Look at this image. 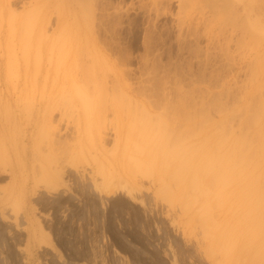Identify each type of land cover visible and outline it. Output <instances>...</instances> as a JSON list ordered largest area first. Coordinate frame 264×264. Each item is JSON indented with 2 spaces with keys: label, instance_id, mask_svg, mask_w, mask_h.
Listing matches in <instances>:
<instances>
[{
  "label": "rangeland",
  "instance_id": "obj_1",
  "mask_svg": "<svg viewBox=\"0 0 264 264\" xmlns=\"http://www.w3.org/2000/svg\"><path fill=\"white\" fill-rule=\"evenodd\" d=\"M243 1L251 4L250 12L246 10L245 13L242 0H0L5 10L4 23L0 22V264H246L245 256L238 249L228 246L229 251L235 250L229 254H236L226 257L218 252L221 244L213 241L215 238L205 219V216L210 218L212 229L219 234L220 240H237L239 237L233 234L231 225L245 219L241 199L236 196L239 187L231 184L222 190L223 183L206 182L208 212L202 215L197 211L204 203L202 196H197L198 205L194 209H186L175 182L167 176L159 180L157 164L149 166L148 159L140 155L123 161L117 154H111L114 148L111 123L115 121V113L107 101L116 95V107L122 117L131 112L137 126L143 123L141 126L147 129H158L162 125L161 132L165 133L164 129L167 132L183 129V121L179 118L177 121L174 115L177 108L173 111V105H165L182 93L181 98L186 97L187 103L184 110L191 107L189 109L196 116L202 109L206 117L210 116L209 121H202L204 134L226 127L229 121L223 117L238 115L236 110L245 108L239 98L245 96V90L251 88L248 104L254 100L257 103L256 99L264 93V69L255 64L260 59L251 60L256 54L251 49L256 45L264 47V0ZM33 3L38 6L37 11L18 24L25 25L28 33L35 35L32 39V34L26 35L29 41L23 40L18 28L14 37L9 27L11 14L8 9L19 16ZM188 13L192 17L191 24L186 21ZM245 19L251 23L250 29L257 37L255 39L250 31L251 39V35H247L249 32L242 31L247 35L243 36L242 47L246 66L242 73L232 76L230 60L226 59L228 37L233 33L241 37L243 29L236 27L241 28ZM87 23L100 44H107L105 49L111 56L127 59V79L132 85L130 101L120 93L113 95V92L99 90L102 101L86 111L82 103L74 104L79 100L78 90L63 93L53 90L51 80L45 81V70L49 68L54 73L53 69L65 52L61 51L63 39L58 35L55 49L48 54L44 50L49 43L48 36L66 24L78 27V34L84 40ZM41 26L47 28V33L39 32ZM207 31L214 34L210 37L214 38L212 43ZM26 41L27 50H24ZM223 48H226V56ZM263 49L258 56L264 53ZM230 50L239 57L235 43ZM78 51L76 55H82L81 62L89 59L84 50ZM228 79L232 83L224 86ZM110 80L109 87L112 86ZM249 81L251 83L245 88ZM46 83L48 86L44 85ZM176 83L181 88L179 91ZM33 84L37 85L34 91ZM82 87L81 91L85 92L86 88ZM24 90L37 96L23 100L19 94ZM228 91L229 99L226 97ZM254 94L259 98L253 100ZM65 97L71 99H68L70 104ZM48 101L53 107L61 103L68 108L64 117L55 111L52 123L60 124L63 130L67 122L71 126L68 133L56 136L51 152L46 145L52 131L48 120L51 114L44 112L43 106ZM219 104L227 110L221 106L220 109ZM147 109L153 114H148ZM80 112L93 113L90 119L94 120V129L106 117L104 121L110 122V128L112 126L108 127L111 136L106 150H102L105 155L94 156L91 132L86 131L82 156L78 161L68 162L65 144L77 141L74 122ZM197 120H194V130L200 126ZM159 121L162 123L158 126ZM174 122L180 125L174 126ZM235 125L237 130L238 124ZM32 131L35 132L33 136L30 135ZM185 132L191 135V131ZM24 145L29 151L33 146L44 151L40 160L35 156L30 158L28 169L23 164ZM131 150L135 151L133 146ZM94 157H101L106 166L98 170ZM137 159H141L140 164L136 163ZM220 171L229 174L225 169ZM233 189L234 195L230 194ZM231 206L237 207L236 213L232 214ZM259 207L256 204L253 208L264 212V208ZM226 224V235H223L221 231Z\"/></svg>",
  "mask_w": 264,
  "mask_h": 264
},
{
  "label": "bare ground",
  "instance_id": "obj_2",
  "mask_svg": "<svg viewBox=\"0 0 264 264\" xmlns=\"http://www.w3.org/2000/svg\"><path fill=\"white\" fill-rule=\"evenodd\" d=\"M242 2L244 5L245 13L246 10L250 12L252 10V7L250 6L251 4L243 0ZM223 5L224 4H222V6ZM3 6L4 4L0 3L1 23H4L3 17L5 10ZM27 8L29 9L25 10V12L22 15L19 14V16L16 15L15 11L13 10L10 11L9 10L10 8L8 9V11L11 14L9 16L10 17L9 27H11V31H13L14 37L18 33V28H19V34H21L23 40L27 39V36L29 37V34L30 35L32 34V37L30 36L31 39L35 35L34 32L28 33V29L25 25H19L20 23H24V21L27 18L31 17V15H33L34 12L37 11L38 6L33 3V5H30V7L27 6ZM190 15L191 14L189 13L187 14L186 21L187 22L190 21L191 24L192 17ZM237 18L236 20L238 21ZM244 21L243 24L240 23L242 24L241 28L240 26L236 27L239 29H243L240 32L242 34V35L240 34L241 37L234 35V33L229 37L228 35L225 36L226 39L228 37L229 40L226 47L227 50L226 48H223V52H225V50L228 52V53L225 52V56L226 53L228 54L227 56H229V57L226 56V59L230 60V70L232 76H235L237 74L239 75V73H242V71L245 69L244 67L246 66L245 65V62L247 60L246 55L242 53L243 52L242 47L244 44L243 41L245 38L243 36L245 34L242 31H245L246 33L249 32L247 35L249 34L251 35L252 30L250 29L251 23L249 22L250 23L249 25L246 19ZM190 24L189 27L191 26ZM86 26L87 27L85 28V33H87V35H85L84 40H82V38L78 34L79 32L78 27L75 28L73 26H69L66 24H63L61 29L59 30L57 29L55 32L56 34L53 33L54 36L47 35L48 36L47 42L49 43L44 50L48 51V54L53 49H55V44L58 43L57 42L58 35L63 39L61 42V51H65V52L63 59L61 61L59 60L60 63L58 64V66H56L55 68L53 67L54 68L53 70H55L54 73H52L49 70L48 66H46V68L48 69L45 70L46 72L45 81L48 83L51 80L54 87V89L53 88L52 89L62 91L63 93H65L68 90L70 91L72 89L78 90L79 100H77L74 104H77L78 106L80 103H82V107H85L86 111H89L91 107H93L98 102L102 101L100 99L102 93L99 90L113 92V95L115 94V92H117L118 94L120 93L119 94L120 96L130 101L132 85L127 79L128 76L127 74L129 69L127 65L128 62H126L127 59L125 58L122 59L120 55L119 56L121 58L119 57L114 58L113 56H111V54L105 49L106 47L105 45L107 44L103 45L102 43L103 45L102 46L100 44L101 42H99L100 40H98V38L94 35L93 28H91L90 25H88V23ZM38 30L40 33L42 32L43 34L44 32L47 33V28L45 26L39 27ZM212 34H213L212 31H207L206 34L208 36V39L211 40L210 41L211 43L214 39V38L213 39L210 38V37H214V34L213 35ZM253 35L254 38L256 39L257 36L255 34ZM235 36L236 38H234ZM251 39H252V35H251ZM27 41L29 40L27 39ZM27 41L25 42L26 48H24V50H27V45H26V43L28 44ZM214 41L216 42V40ZM103 42L105 43L106 41ZM232 43L233 44L235 43L237 52L239 53L238 58L234 54L235 51L230 50ZM223 45H224L223 47L226 46L225 43ZM219 48L221 49V47ZM263 48H264L263 46H258V45L253 47L251 50L256 54L251 58V60L260 59L255 64L261 65V67L264 69V53L258 56L259 51ZM78 50H84L87 56H89L88 57L89 59L83 60L81 62L79 59L82 58L81 57L82 55L79 56H77L78 54L76 55V53H79ZM223 52L221 54H223ZM247 57L248 58L251 57V53ZM42 58L44 60V57ZM50 61H52L51 58ZM252 66L251 69L253 68ZM247 68L250 67H248L247 65ZM107 78L111 79V80L109 79L110 82H112L110 83L112 84L111 87L107 85V82L109 84V80H107ZM231 81L232 80L230 79L226 80L224 82V86L230 85V83H232ZM26 82L27 81H25V83ZM191 82L194 84V81ZM47 83L44 85L48 86ZM178 83H176V85ZM250 83L251 81L247 82L246 83L247 85L245 84V88ZM178 85L176 86V88L179 91V89L181 88H178L179 87ZM32 86H33L32 91L36 90L37 85L33 84ZM82 86L86 88L85 92L81 91V88H83ZM145 86L143 88H145ZM25 87H28V85L26 84ZM109 88L112 91L109 90ZM245 88H241V89H245ZM250 89L251 88L245 90V96H241V97L238 96L239 98H241L240 101H242V103L245 104V108L243 106V108H240L238 110L235 109L237 112L239 111L238 115L232 113L233 115L230 116L227 115L226 117H223L225 121H229L228 125H226V127L223 126V129H221L220 131H215L208 134L207 133L204 134L205 130L204 128H202L201 124L203 123L202 121L204 120L209 121L210 116L206 117V114L205 113H204L205 115L203 114L202 109L199 110V113L196 116L194 115L196 113L191 112L190 110L191 107H189L190 109L188 108L190 111L188 109L184 110L185 108H187L186 107L187 103H185L184 101L186 97L181 98L182 93L179 94L180 96L177 97L176 100L174 99L175 101H172L170 99L171 102H167L165 103V105L168 103H170V105H173L174 107V108L172 107L173 111H175L177 108V111L175 112L174 115L175 118L177 116L176 120L179 118L180 120L183 121L181 125L183 129L182 130L180 129V131L179 129L176 131H172L171 129L168 130V132L166 131L167 129H164L165 133L161 132V130L163 129L160 128L162 126L161 121H159L160 123L158 122V126L159 124L161 125L159 127L157 126L158 129H150V128L147 129L146 126H141L143 123H140L141 125L137 126L138 123L133 120V118L131 117L132 113L130 111L129 112L131 113V115L130 113H128L127 116L122 117L119 114L116 107L117 106L116 95L111 96L107 98V101H110L109 106H111V108L114 109V113H115L114 116L115 121L114 123H111L114 129V131L111 130L113 132L112 137H113V145H114V148L111 149V154H113L114 156H116L117 154V158L122 159L123 161H125L128 158L134 159L136 158V155H140L142 157H145V159H148L146 164H148L149 166H152L153 164H157L159 166L158 168L159 180L165 179V176H167L168 178H170L175 182L177 187L176 191L177 192L179 191L180 197L184 199L183 205L186 209H194L198 205L197 196L203 197L204 203L202 204V206H199L197 210L200 211L202 215L207 213L209 208V197H208L209 192L205 191V187H204L206 182H211L215 184L223 183L224 185L222 190H225L231 184L232 185L236 184L239 187V191L238 193H236L237 194L236 196L237 198L239 197L241 199V208H242L241 212H243L245 219L243 218L242 223L241 220L233 223L231 227L233 230V234L236 233V236L239 238L235 241H233L231 238H226V240L225 239L220 240L219 234H217L212 229V226L210 224L211 223L210 218H208V216H205L207 228L210 230L212 236L215 238L213 239V241L217 244H221V247L220 245H218L219 247L218 252L223 254V257L236 254V253L229 254V252L235 251L233 249H238L239 251H241L242 255L245 256V259L247 260L246 264H264V212L259 213L258 210L255 211V208H253L256 204L260 205L259 209L261 208V206L262 208H264V93L262 95L260 94V98L257 97L259 93L256 96L254 94L252 99L253 98L255 99L257 97L259 98L258 100H260L261 102H259L256 99L257 103H254L255 100L253 99L254 101L253 102L251 101V103L252 104L254 103L255 105L253 104L252 106H250L251 103L248 104V101L251 98V96L248 95ZM190 92L192 93L193 91ZM229 92L230 91H228V94L226 96L227 99L230 98ZM36 96L37 94H31L28 90H24L22 91L21 94H19V98L23 100L24 99L27 100L28 98H35ZM68 99L71 100L70 98ZM68 99L65 97L67 103H69ZM186 100L188 101L189 98ZM69 104H67L68 107ZM151 105L153 107V104ZM43 106H44V112H48L51 114L50 119L48 120L50 121V128L52 129V131L50 133V136L47 137V144H46L49 148V152H51V149L54 145V141L56 140V136H61L62 134L68 133L71 127L68 122L66 123L64 130L60 128V124L54 125L52 123L53 113L55 111H58L62 115L61 117H64L66 115L68 108L65 105L62 107L61 103H58L57 107L56 106L53 107L51 106L49 101L44 103ZM220 106L221 104H219L220 109L221 107L223 108V104L221 107ZM226 106L228 107V105ZM146 108L148 107L146 106ZM168 110H170L171 112L172 109L168 108ZM224 110H227V108ZM250 111L252 114L249 113ZM150 113L153 114L152 112H150V110H148V114ZM90 115L93 116V113L80 112L78 114L79 116L78 119H76L77 120L76 123L74 122V133L76 134L75 137H77V141L72 144L66 141L67 143L65 144L66 146L65 151L66 154L69 156V158L67 159L68 162L78 161V159L82 156L84 152V148H83L84 144L82 145V140L86 131L91 132V133L89 132L90 133L89 137L91 136L90 141L93 142V148L95 149L94 156L105 155L102 150H106L105 145L109 141V137L111 136L109 130L110 126H108V123L110 124V122L108 121V123H106L104 121L106 117H104V119L102 120V124L100 122L101 125H99L97 129H94L92 127V122H94V120L90 119ZM43 117L46 118L45 114H43ZM197 118H198L197 121H199L200 126L199 129L194 130V123ZM177 123L178 122H174V126L175 125L177 126ZM236 123L238 124L237 130L235 129ZM169 124L171 125L172 123ZM178 131L182 132L184 136H181L182 134L179 133ZM185 131H191V135L189 134L190 132H185ZM170 132L171 133L175 132L176 135L174 134L175 135L174 136ZM176 132H178V135ZM34 133L35 132L32 131L30 135L33 136ZM167 133H170L171 135ZM185 133H187L190 136H188ZM185 135H187L189 139H187V136L185 137ZM195 135L197 136L196 139L194 137ZM170 137L172 138V140ZM232 137H234L235 139L234 138H233L234 140L231 139ZM132 146L135 149V151L131 150ZM24 147H25V153H24L23 164H24V168L28 169L29 168L28 163L30 161V158L31 157L33 158L35 156L38 160H40V156L43 154L44 151L39 146H36L35 148L33 146L31 151H29L28 146L24 145ZM206 153L209 154L205 156ZM94 158L96 165H98L97 167L98 170L106 166L105 162H103V159L101 157H94ZM136 161L137 164H140L139 161H141V159H137ZM111 162L112 160L110 161V163ZM220 169H225L227 172H229V174L227 173L226 175L225 173L223 174V172H221ZM146 171L148 172L149 168ZM237 186H235L236 191L238 190ZM227 194L229 193L227 192ZM230 194L234 195V189L230 192ZM217 197L218 198L221 197V190L219 191V195H217ZM231 210L233 214L236 213L238 209L237 207L231 206ZM227 224H228V220H227ZM227 224L224 227V229H222L221 231L223 235H226ZM207 235H209V233H207ZM228 246H231V248L233 249H230L229 251L230 247Z\"/></svg>",
  "mask_w": 264,
  "mask_h": 264
},
{
  "label": "crops",
  "instance_id": "obj_3",
  "mask_svg": "<svg viewBox=\"0 0 264 264\" xmlns=\"http://www.w3.org/2000/svg\"><path fill=\"white\" fill-rule=\"evenodd\" d=\"M34 243V242H33Z\"/></svg>",
  "mask_w": 264,
  "mask_h": 264
}]
</instances>
